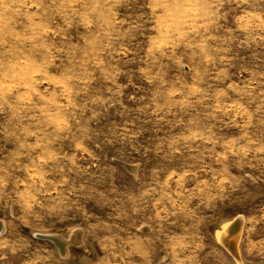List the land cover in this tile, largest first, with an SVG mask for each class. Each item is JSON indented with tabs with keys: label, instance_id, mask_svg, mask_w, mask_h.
I'll list each match as a JSON object with an SVG mask.
<instances>
[{
	"label": "rangeland",
	"instance_id": "374dc122",
	"mask_svg": "<svg viewBox=\"0 0 264 264\" xmlns=\"http://www.w3.org/2000/svg\"><path fill=\"white\" fill-rule=\"evenodd\" d=\"M146 3L138 0L130 7L116 8V19L121 23L115 25L117 31L111 33V39L103 35L94 39L102 32L100 22L97 13L86 14L84 0H57L54 22L48 24L53 30L44 36L38 35L41 28L27 27L40 25L41 16L28 20L22 14L44 10L31 0L30 6H16L20 15L10 12L0 18V56L8 64L7 69H0V93L6 85L8 98L17 107L35 101L37 94L49 96L58 89L43 76L45 54L59 65L61 61L67 64L70 54L80 59L83 50L95 49L99 66L93 65V75L99 79L92 81L91 88L100 89L106 101V111L99 120V127H104L112 122L123 125L127 117L118 113L124 108L148 106L152 113L165 105L167 93L174 88L193 84L194 69L203 70L202 47L220 50L217 67L229 77L220 87L235 84L243 88L251 78L250 71L244 69L259 66L264 70V27L258 26L264 20V0H157L154 9ZM144 14L142 27L132 37L119 35L129 28V18ZM89 20L93 21L90 27L86 26ZM86 36L93 43L86 44ZM122 49L133 51L125 54ZM114 68L119 69L118 74H113ZM48 72L56 75L54 68ZM238 95L229 89L227 104ZM180 98L179 93L174 97ZM237 111L232 108L217 113L220 119L211 123L218 136L230 139L245 131L253 140L264 136V126L257 124L260 113L251 117L247 128H241L238 125L245 124L248 116L237 115ZM136 115L140 120L129 123L131 131L140 133L133 142L135 148L133 143L85 141L93 155L75 154L88 173L82 177L70 174L74 184L70 181L63 186L66 199L56 207L31 204V211L25 214L21 195L25 185L17 188L16 180L25 179L27 173L12 165L17 160L30 164L24 153L31 151L36 157L40 150L22 147L35 144L36 137L27 135L35 129L26 128L27 121L21 123L14 109L4 105L0 112V175L6 173L7 182L0 192V240L9 245L0 248V264H72L73 259L75 264H264V152H249L242 159L230 157L226 174L215 177L222 189H205L202 182H212L211 172H197L193 178L177 164L164 161L160 167L155 154L145 152L158 141L153 124L141 123L146 114L133 111V118ZM168 118L173 117L169 114ZM233 118L235 123H230ZM91 127L96 128L97 121ZM181 130L177 127L174 131ZM52 147L69 156L74 152L70 137ZM217 151H222L219 145ZM148 186L152 195L138 201L136 197ZM240 218L242 228L232 236V250L223 238L230 224ZM47 236L59 237L63 249ZM12 246L18 248L15 255ZM49 255L52 259H45Z\"/></svg>",
	"mask_w": 264,
	"mask_h": 264
},
{
	"label": "clouds",
	"instance_id": "9594fccd",
	"mask_svg": "<svg viewBox=\"0 0 264 264\" xmlns=\"http://www.w3.org/2000/svg\"><path fill=\"white\" fill-rule=\"evenodd\" d=\"M133 2H138V0H84L86 14L97 13L96 20L100 22L99 27L102 32L96 33L94 39L101 37V35L111 39V33L117 31L115 25L121 23L116 19V8L118 6L130 7ZM31 3H35L38 9L44 11L22 13L28 20H33L36 15L41 16L42 23L40 25L33 23L27 27L41 28L42 31L38 35L44 36L48 31L53 30L48 24L54 22V8L57 0H50V3L48 0H31ZM18 5L30 6V0H0V18L5 17L10 12L20 15L19 7H16ZM145 6L154 9L158 6L157 0H147ZM98 9H100L99 12H97ZM146 15L135 19L129 18V28L119 35L132 37L133 32L142 27L140 22L145 19ZM257 19L260 18L257 17ZM92 23L93 21L89 20L86 22V26L90 27ZM258 26L264 27V20H261ZM56 31L59 32V29ZM34 38V36L29 37V39ZM85 41L86 44L93 43V40H89L87 36ZM48 51L51 53V49ZM83 51L84 56L82 58L77 59L73 53L69 55L67 64L61 61L59 65L55 63V59L50 54H45L41 61L43 76L50 84L56 85L58 89L51 95L37 94L38 98L35 101L17 107L14 100H9L6 85L3 92L0 93V112L4 111V105L7 104L14 109V115L21 123L27 121L26 128L35 129L27 132V135L36 137L35 144L31 146L25 144L22 147H30L32 151L40 150L36 157L31 156V151L24 153V155L29 156L30 164L23 165L17 160L12 165L27 173L25 179L16 180L17 188L20 184L25 185V191L21 194L24 200L22 208L25 214L31 211V204H39L42 208L56 207L66 199L63 186L70 185V174L75 173L77 177H82L88 173L87 168L80 166L78 163L80 157L75 154L76 152H87L88 155H93L85 147V141L94 143L99 141L103 144L133 143L140 135L139 132H133L129 128V123L135 124L140 120L139 115L133 118V111L146 114L145 121H141V123L151 122L153 132L157 137L158 142L155 143V147L150 144L145 152L154 153L160 161V167L164 161H167L168 164H177L185 175H190L193 178L197 172H211L213 175L212 182H202L205 189L213 187L222 189V185L215 180V177L226 174L230 157L242 159L249 152H264V136L253 140L251 135L245 131L240 137L224 138L213 131L215 125L211 123L213 120L218 121L220 119L217 116L218 112L227 113L232 108H236L238 109L237 115L248 116L245 124L238 125L239 127L247 128L252 124L251 117L257 113L261 114L257 117V124L264 126V70H261L259 66L253 69H244V71H250L251 78L243 88L235 84L220 87L229 78L226 72L217 67L220 50L211 46L202 47L200 64L203 66V70L194 69L193 84L182 83L179 89L174 88L167 93L165 105L153 109L152 113H149L148 106L138 110L124 108L122 112L118 113L122 117H127L123 125L112 122L104 127H99V120L106 111L103 107L106 101L103 99L100 89L91 88L92 81L99 79L93 75L95 71L93 65L98 67L99 64L95 59V49ZM122 51L127 54L128 51L133 50L122 49ZM7 67L8 64L0 56V69H7ZM50 67L55 69L56 75H49L48 69ZM118 73L119 69L114 68L113 74ZM5 78H7L6 71ZM112 83L115 84L114 79ZM229 89L239 94L231 105H228L225 100L228 97ZM120 91L119 86H117L116 92L119 93ZM177 93L181 96L178 100L174 99ZM130 99H134V97H130ZM256 101L259 103L254 110L249 112ZM165 109L167 110L165 115H160L161 111ZM174 109L176 111H173ZM88 112H91L90 116L86 115ZM153 114L155 115L154 120L152 119ZM169 114L173 117L172 119L168 118ZM93 121H97L96 128L91 127ZM230 123H235V119L233 118ZM165 127H167V131H165ZM177 127L182 129L179 133L174 131ZM161 132L163 135H160ZM69 137L74 149L72 156L62 150L53 149L54 144L69 139ZM241 140H244L245 143L241 144ZM100 143H97L96 146L99 147ZM217 145L221 147L222 151H217ZM133 147L135 148L134 143ZM143 159L147 160V157ZM213 165L220 167L215 168ZM6 175V173L0 175V192L7 182ZM49 176L52 178L48 179ZM71 183L74 184V181ZM140 183L144 187L143 182L140 181ZM68 190H71V186ZM198 190L203 191L204 189H200L198 186ZM53 192L56 193L55 196H52ZM152 192L153 189L148 186L147 190L141 191L140 196L136 199L144 201L146 196L152 195ZM2 198L0 195V199ZM42 201L47 203H42ZM8 245V241L0 240V248L8 247ZM10 250L15 255L18 248L12 246ZM45 259H52V257L49 255ZM31 264H36V262L32 261ZM72 264H75L74 259Z\"/></svg>",
	"mask_w": 264,
	"mask_h": 264
},
{
	"label": "bare ground",
	"instance_id": "6f19581e",
	"mask_svg": "<svg viewBox=\"0 0 264 264\" xmlns=\"http://www.w3.org/2000/svg\"><path fill=\"white\" fill-rule=\"evenodd\" d=\"M242 223H243V218L235 220L233 223L230 224V226L227 229V235L223 238V241L226 245L229 246L230 249L234 250V244H233V240H232V236L233 234L239 232L242 228ZM224 236V235H223ZM53 237L61 246L64 245V243H61V240L59 237L57 236H51ZM64 247V246H63Z\"/></svg>",
	"mask_w": 264,
	"mask_h": 264
},
{
	"label": "water",
	"instance_id": "95a60500",
	"mask_svg": "<svg viewBox=\"0 0 264 264\" xmlns=\"http://www.w3.org/2000/svg\"><path fill=\"white\" fill-rule=\"evenodd\" d=\"M0 229H1V225H0ZM47 237L50 238L51 240H53L54 242H56V240H55L53 237H51V236H47ZM56 244H57L61 249H63L62 246H61L58 242H56Z\"/></svg>",
	"mask_w": 264,
	"mask_h": 264
}]
</instances>
